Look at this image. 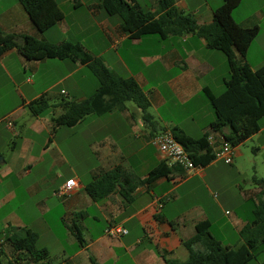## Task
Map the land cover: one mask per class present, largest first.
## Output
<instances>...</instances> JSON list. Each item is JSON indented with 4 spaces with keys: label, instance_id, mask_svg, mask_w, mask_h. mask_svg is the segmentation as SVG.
I'll return each mask as SVG.
<instances>
[{
    "label": "crops",
    "instance_id": "crops-1",
    "mask_svg": "<svg viewBox=\"0 0 264 264\" xmlns=\"http://www.w3.org/2000/svg\"><path fill=\"white\" fill-rule=\"evenodd\" d=\"M56 1L64 18L54 27L60 30L62 39L50 41L46 32H39L15 0H0V30L54 44L78 43L68 36H83L87 45H80L101 59L115 76L137 82L149 100L147 114L155 127L144 119L140 108L129 102L122 110L89 115L76 126L54 129V119L65 110L56 107L34 116L29 104L43 95L52 105L90 97L98 86L86 73L87 65L67 59L29 61L16 49L2 54L0 239L5 242L0 264L185 263L190 259L189 248L204 251L196 232V225L204 221L211 223L212 235L223 246L242 245L240 232L253 220L260 188L246 179L243 183L251 186L242 187L240 178L245 173L237 162L245 157L240 147L247 141L261 139L258 154L264 155V120L257 134L235 147L232 164L215 158L207 166L187 173L178 166H168L151 145V139L168 128L172 132L179 128L194 139L204 135L217 142L224 139L228 128L214 131L210 127L215 115L204 89L214 95L225 90L229 76L225 55L209 49L206 39L197 33L131 38L121 31L118 17L100 9L98 0ZM130 1L146 11L158 9L157 0ZM221 4L222 0H174L176 10L191 15L196 27L213 24L214 10ZM63 6L68 8L64 10ZM233 16L244 26L260 28L246 56L256 70L264 65V0H242ZM91 23H95L96 31L91 32ZM93 48L100 51L94 53ZM57 88L60 92L51 94ZM60 97L67 99L59 101ZM63 127H70L88 144L98 165L78 171L77 164L69 162L55 134ZM71 149V157L78 160L84 147ZM162 163L171 168L170 174L149 180V172ZM116 168L124 176L122 183L107 197L94 201L86 187ZM72 178L78 183L74 193L69 197L60 195L61 188ZM121 185L133 188L130 201L121 194ZM249 203L248 213L237 214ZM112 225L126 228L128 234L107 236L105 230ZM74 227L79 229L83 245ZM24 230L38 235L37 247L47 250V258L33 262L28 253L14 251L9 240ZM263 261L264 251L260 260L249 264Z\"/></svg>",
    "mask_w": 264,
    "mask_h": 264
},
{
    "label": "trees",
    "instance_id": "trees-1",
    "mask_svg": "<svg viewBox=\"0 0 264 264\" xmlns=\"http://www.w3.org/2000/svg\"><path fill=\"white\" fill-rule=\"evenodd\" d=\"M18 1L41 33L47 32L64 18L56 0ZM241 1L222 0V4L214 10L215 22L196 27L191 15L176 10L174 0H157L156 12L143 10L130 0H98L100 9L109 16L118 17L121 31L131 38L149 35L166 38L184 33H197L206 39L209 49L225 55L229 68L225 90L219 95H214L209 89H204V94L215 115L210 124L211 129L220 131L228 128L224 139L234 148L257 134L264 120V65L253 70L246 59L249 48L260 33V28L258 25L244 26L234 19L233 12ZM11 49H16L29 61L44 59L81 61L98 79L97 90L83 101H61L57 105H52L47 95H43L29 104L34 116L47 114L56 107L63 108L64 114L54 119V129L58 126H76L89 115L101 116L122 110L129 102L140 108L144 113V119L155 127L147 114L149 100L137 82L132 78L115 76L101 59L93 57L79 43L66 41L54 44L29 35L18 36L0 30V56ZM172 133L195 165L204 167L215 160L216 155L207 135L194 139L179 128H174ZM171 171V168L162 163L149 172V180L168 176ZM123 177L119 168L107 171L91 182L86 191L94 201H99L111 194L116 186L122 183ZM252 182L260 188V192L253 210V220L240 232L244 243L237 247L223 246L212 235L211 223L200 222L196 225V232L204 251L196 252L189 248L190 259L177 264H249L253 260H260L261 252L264 251V180L253 177ZM132 191L133 188L127 189L121 185V194L127 201L131 200ZM73 231L83 245L79 229L74 227ZM37 240L36 233L24 230L21 235L15 233L9 241L15 252L28 253L33 262H38L47 258L48 252L37 247Z\"/></svg>",
    "mask_w": 264,
    "mask_h": 264
},
{
    "label": "rangeland",
    "instance_id": "rangeland-1",
    "mask_svg": "<svg viewBox=\"0 0 264 264\" xmlns=\"http://www.w3.org/2000/svg\"><path fill=\"white\" fill-rule=\"evenodd\" d=\"M18 1V0H15ZM59 2L63 1V0H58ZM78 1V0H76ZM86 3H89V0H83ZM68 8V6H63V9L66 10ZM90 23V22H89ZM92 24V23H91ZM91 32L96 31L97 27L95 25V23H93L91 25ZM48 39H50V41H58V39H62L63 36H61V32L57 27H52L50 30H48L46 32ZM70 39H75V41H78L79 44L81 45H87L86 39L83 36H75V38H73L72 35L68 36ZM259 44L256 45V50H259ZM100 50L99 49H95L93 48V52L94 53H98ZM86 73H88L90 75V77L93 79L94 85L95 87H97L99 85L98 79L91 73L90 70H86ZM29 78L33 79L32 73H29ZM215 89V87H214ZM60 89H54L52 93H59ZM67 98H62L60 97L59 101L61 100H65ZM210 109L213 111L211 105H210ZM189 125V122H188ZM64 128V129H63ZM59 132H56V137H57V142L60 145V147L62 148V150H64L66 156L68 157L69 162L72 165L77 164V170L78 171H83L86 167H88L89 165H93L96 166L98 165V160L92 156L89 153L90 148L88 147V144L83 143L80 138L78 137L77 133L71 131L70 127H63ZM262 140H258L255 139L254 141H247L246 143H244L243 145H241L240 150L244 153L243 158H241V160H239L237 163L239 164V166L241 167V169L244 171L245 175L242 176V178H240L241 181V185L242 187H246L249 188L251 186V184L248 183H243V180L246 179L247 181H252L253 177H258V179L263 176L264 177V166L262 164V162H264V155L258 154V149L261 148L262 145ZM71 146H83L84 149H81L79 151V153H81V156H79L78 160H74L71 157ZM262 149V148H261ZM85 150V151H84ZM263 152V151H261ZM259 155L258 159L256 158V156ZM65 171H68V167L64 168ZM248 202H253V201H248ZM250 209V203L244 207H242V209L240 210V212L237 211V214L240 213H248ZM66 225H69V222L65 223ZM259 254V253H258ZM257 254V255H258ZM257 257V256H256ZM257 260H253L250 263H254Z\"/></svg>",
    "mask_w": 264,
    "mask_h": 264
},
{
    "label": "built area",
    "instance_id": "built-area-1",
    "mask_svg": "<svg viewBox=\"0 0 264 264\" xmlns=\"http://www.w3.org/2000/svg\"><path fill=\"white\" fill-rule=\"evenodd\" d=\"M11 124V123H10ZM210 146L215 151L216 158L232 164L235 157V148L225 139L219 142L214 140L213 137L208 138ZM151 145L155 147L162 155L163 160L170 167L178 166L185 172L190 173L199 169L202 166L195 165L184 147L176 141L172 129H164L158 132L152 139ZM78 187L76 179H69L61 188L60 195L69 197L74 193ZM105 234L111 238H118L128 234V230L122 226L112 225L105 230ZM5 240L0 239V251L4 245Z\"/></svg>",
    "mask_w": 264,
    "mask_h": 264
}]
</instances>
